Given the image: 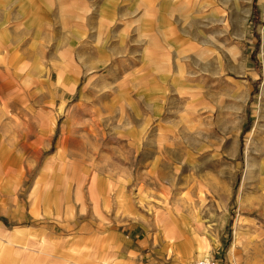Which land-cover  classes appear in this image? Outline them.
I'll list each match as a JSON object with an SVG mask.
<instances>
[{
	"label": "rangeland",
	"instance_id": "rangeland-1",
	"mask_svg": "<svg viewBox=\"0 0 264 264\" xmlns=\"http://www.w3.org/2000/svg\"><path fill=\"white\" fill-rule=\"evenodd\" d=\"M0 32L41 76L0 82V264H264V0H0Z\"/></svg>",
	"mask_w": 264,
	"mask_h": 264
},
{
	"label": "crops",
	"instance_id": "crops-1",
	"mask_svg": "<svg viewBox=\"0 0 264 264\" xmlns=\"http://www.w3.org/2000/svg\"><path fill=\"white\" fill-rule=\"evenodd\" d=\"M2 35H3V33L0 32V37ZM12 48H13V46H11V45L10 46H4V44L2 42H0V82L5 84V85H6V83H8V81L6 80L7 79V75H8L7 73L11 72L12 68H13V70H14L16 75L20 76V74H21V76H22V74H24L23 77H22L23 82L33 81L35 76H38L37 72L35 70V65L33 63V62H35V60H33V61L29 62V63L25 62L26 64L18 65L17 66L19 68L18 69L17 67L14 66L15 64L13 65V63L11 61L12 59H10V56H9L10 53H11L10 51L12 50ZM239 52L240 51L237 50L236 53L239 54ZM14 56H16V55H14ZM74 64H76V58L74 57L73 53H72V61L69 60V63L65 62V64H64L65 66L60 67V65L57 63V65L60 68H62L64 70H68V72L69 71L72 72L71 77L73 79L71 80V82L68 81L69 83L66 82V80H65V76L66 75L64 74V70H62L63 73H62V76H61V83H59V78H58V84L62 85L66 90H68L70 92H74L76 90L77 85H78V83L80 81V78H81V77H79L80 74H79V72H77ZM84 65L89 70H92V69H98V66L102 65V63L100 62L97 65H91V64L88 63V61L84 60ZM39 78H41V76ZM19 81L14 79V81H12V84H16ZM5 85L0 88V99H3L2 96H3L4 92H6V90H5L6 86ZM17 90L18 89H14L13 92L17 93ZM54 120H55L54 117L51 118V125H49V130H50L51 126L55 125V121ZM36 124H37L38 128L44 129V125H45L44 124V117L40 116V118H36ZM33 145L36 146V148L34 149L36 151V153H40L41 149L39 148V142H35L34 144L32 143V146ZM29 146H30V144H29ZM73 164H74V162L72 161V165ZM2 166L5 168V172L11 171V167H12L11 165H8V166L2 165ZM94 175H95V180L92 183V179H93ZM93 176L91 178L90 191H91V196H92L93 202L95 200L94 204H98L100 195L97 192V185H98L97 181L99 180V176H97L95 171L93 172ZM85 184L81 187L80 194L79 195L76 194L77 199H80L82 197V189L84 188ZM40 185H41L40 180H37L36 181V185H35L36 186V191L34 190V193L32 194V198H33L34 203L41 202L44 199V195L41 192H39V190H38L40 188ZM87 185H88V189H89V183ZM158 187H159L158 194H160V195L162 194V196H164V198L167 199V196H168V190L167 189L168 188L165 185H162V184H159ZM76 189H77V184H76ZM108 191H109V185H108ZM198 191L200 192V189ZM88 192H89V190H88ZM89 196H90V193H89ZM91 196H90V198H91ZM100 200H101V198H100ZM160 206H162L160 209L164 211L163 212L164 215L167 214V213H170V216H168V217L164 216L163 222H162V220L160 222H158L156 220L157 224L159 226L163 227V228L169 227L170 224L173 223V222L176 223L178 221L177 218H179L180 216L182 217L181 220H183V224H186V226H183L184 230L187 231L190 234H191V231H190V229H188L187 225H190V224H192L194 222L195 228L197 230L202 229L205 226V223L199 219L200 216H199V212L197 211V209L195 211V213H196V216H194L195 219H191V220L190 219H188V220L186 219V223H184L185 218H183L184 217L183 212L185 211V208H184L183 204L180 205L179 202H177V204H171V202H169V206H170L169 209H166L164 207V204L160 205ZM190 221H191V223H189ZM263 235H264V233H263ZM169 237L174 238V239L168 238L169 243L178 242V240L174 237L173 234H169ZM134 238H135V236L134 237H132V236L125 237L124 235L120 236V232H119V234L116 236V241L119 244V247L117 248L118 251L120 250L121 245L123 246L124 243L131 244V242H133ZM110 242H112V241L110 240ZM206 245H207V247L209 249L207 240L204 239V238H199V241L197 242V245H196L197 247L195 249L194 248L190 249V247H193L191 243H187L186 245L184 244V249H181L180 252H179L180 256L187 257L193 252V254H196L197 256L200 257L201 256V252H203L204 250L200 251L199 248L205 247ZM105 248H108V247L105 246ZM209 250L207 252H205V253H207L206 254L207 256L209 255ZM130 252H134V251H130ZM149 253H150V251H149ZM149 253L147 255L141 253L140 256H141V258L146 259V258H149ZM214 257L216 258L215 255H214Z\"/></svg>",
	"mask_w": 264,
	"mask_h": 264
},
{
	"label": "built area",
	"instance_id": "built-area-1",
	"mask_svg": "<svg viewBox=\"0 0 264 264\" xmlns=\"http://www.w3.org/2000/svg\"><path fill=\"white\" fill-rule=\"evenodd\" d=\"M194 264H219V262L215 257H203L197 258Z\"/></svg>",
	"mask_w": 264,
	"mask_h": 264
},
{
	"label": "bare ground",
	"instance_id": "bare-ground-1",
	"mask_svg": "<svg viewBox=\"0 0 264 264\" xmlns=\"http://www.w3.org/2000/svg\"><path fill=\"white\" fill-rule=\"evenodd\" d=\"M63 69L62 68H60L59 69V83H61V76H62V73H63V71H62ZM65 74V73H64ZM69 83V82H68ZM249 166H251V165H249ZM95 180V175L93 176V179H92V183H93V181ZM158 217H160V215L158 216ZM162 220V222H163V218H161L160 219V221ZM159 221V222H160ZM200 249V251H202V250H204L203 252H201V256L200 257H208L206 254L207 253H205V252H207L209 249H208V247H207V245L205 246V247H202V248H199Z\"/></svg>",
	"mask_w": 264,
	"mask_h": 264
}]
</instances>
